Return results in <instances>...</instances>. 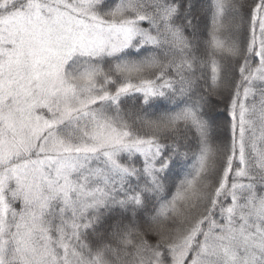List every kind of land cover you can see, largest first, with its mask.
Listing matches in <instances>:
<instances>
[{
  "label": "snow or ice",
  "instance_id": "obj_1",
  "mask_svg": "<svg viewBox=\"0 0 264 264\" xmlns=\"http://www.w3.org/2000/svg\"><path fill=\"white\" fill-rule=\"evenodd\" d=\"M0 264H264V0H0Z\"/></svg>",
  "mask_w": 264,
  "mask_h": 264
}]
</instances>
